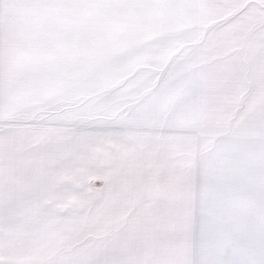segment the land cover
I'll return each instance as SVG.
<instances>
[{
  "label": "snow or ice",
  "instance_id": "obj_1",
  "mask_svg": "<svg viewBox=\"0 0 264 264\" xmlns=\"http://www.w3.org/2000/svg\"><path fill=\"white\" fill-rule=\"evenodd\" d=\"M0 264H264V0H0Z\"/></svg>",
  "mask_w": 264,
  "mask_h": 264
}]
</instances>
